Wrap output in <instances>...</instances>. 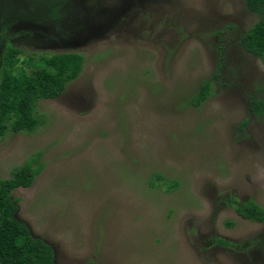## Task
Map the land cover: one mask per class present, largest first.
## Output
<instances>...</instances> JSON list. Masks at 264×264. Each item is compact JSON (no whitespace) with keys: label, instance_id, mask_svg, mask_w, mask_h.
Segmentation results:
<instances>
[{"label":"rangeland","instance_id":"rangeland-1","mask_svg":"<svg viewBox=\"0 0 264 264\" xmlns=\"http://www.w3.org/2000/svg\"><path fill=\"white\" fill-rule=\"evenodd\" d=\"M256 19L244 0H0V61L6 44L24 72L82 57L31 132L0 137V178L38 169L10 191L12 217L53 264H264V224L230 206L264 210V122L247 102L264 99V66L237 44Z\"/></svg>","mask_w":264,"mask_h":264},{"label":"trees","instance_id":"trees-1","mask_svg":"<svg viewBox=\"0 0 264 264\" xmlns=\"http://www.w3.org/2000/svg\"><path fill=\"white\" fill-rule=\"evenodd\" d=\"M246 9L257 16L237 39V44L257 57L264 66V0H244ZM20 50L6 44L0 61V137L5 132H31L38 124L33 108L39 99L57 97L65 84L80 71L82 57L75 52H60L28 59L29 71L15 68V56ZM209 80L200 83L190 104L197 105L209 94ZM250 113L264 122V99L248 97ZM245 120L240 121V127ZM38 169L28 163L13 170L7 178H0V264H53L51 249L41 240L33 238L26 227L12 217L16 198L10 191L26 187ZM238 216L264 224V210L253 200L231 204ZM217 245L228 243L218 238Z\"/></svg>","mask_w":264,"mask_h":264}]
</instances>
